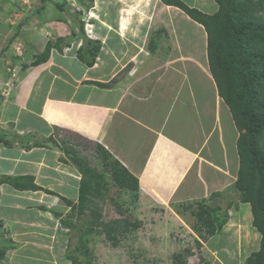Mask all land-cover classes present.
Instances as JSON below:
<instances>
[{
    "label": "crops",
    "instance_id": "crops-1",
    "mask_svg": "<svg viewBox=\"0 0 264 264\" xmlns=\"http://www.w3.org/2000/svg\"><path fill=\"white\" fill-rule=\"evenodd\" d=\"M182 1L203 12L217 9L215 0ZM61 3H65L64 11L57 7ZM150 11L154 16H164L162 22L168 25L158 29L161 35L156 39L158 50L168 51L165 59H153L159 51L150 52V56L149 48L144 49L143 34L149 31L145 20L149 21ZM181 12L184 19L202 30V47L182 49L175 21ZM80 21L84 23V35L101 43L91 66L77 55L84 42ZM201 28L180 8L162 0H93L88 8L76 0H0V41L7 36V44L1 45L0 50L11 51L12 43H17L25 51L23 54L30 55L29 64L48 40L60 37L68 42L52 47L45 62L27 66L12 88L2 122L12 127L7 130V137L34 136L30 142L39 140L41 146L26 149L19 140L12 139L0 153V177L32 175L39 186L75 202L82 175L61 150V142L68 139L76 149L80 148V153L84 144L92 145L94 150L97 144L103 146L137 177L138 198L178 197L181 202H189L210 197L216 191L222 193L225 185L236 179L238 133L205 63L206 33ZM189 64L200 72L190 73ZM2 77L0 81L5 79ZM63 133H70L75 139ZM48 137L53 138L47 141ZM126 143L132 145L129 147L134 156L125 152L129 148L122 149ZM196 187L201 189L198 194ZM4 191L11 193L14 189L0 181V195ZM44 194V201L55 202L52 195ZM41 207L46 209L47 205ZM13 209L10 206L11 213H15ZM227 212L228 220L220 232L205 240L203 254L197 249L195 256L200 254L203 263L207 257L209 264H241L259 248L261 235L251 223L250 204L239 201ZM236 227L235 233L232 230ZM209 245L213 247L208 248ZM42 246L47 245L38 243L30 248ZM58 248L61 246L54 245L55 250ZM51 258L54 264L59 260L56 256ZM64 259L65 255L60 261L66 263L68 260ZM35 260L25 255L24 263L39 264Z\"/></svg>",
    "mask_w": 264,
    "mask_h": 264
},
{
    "label": "trees",
    "instance_id": "trees-1",
    "mask_svg": "<svg viewBox=\"0 0 264 264\" xmlns=\"http://www.w3.org/2000/svg\"><path fill=\"white\" fill-rule=\"evenodd\" d=\"M45 1L42 0V2ZM162 1L180 8L191 19L201 24L206 33V56L209 71L217 93L228 107L238 133L235 146L238 169L233 185L238 191L239 201L250 204L251 223L261 235L259 248L252 251L241 264H264V0H215L217 9L211 14L190 7L182 0ZM76 2L84 8H88L93 0H76ZM64 5L65 3L57 4V7L64 11ZM83 28L84 23L80 21L79 32L83 34L84 42L79 47L77 55L85 61L86 65L91 66L98 55L101 43L99 40L87 38ZM61 42L65 43L60 37L55 41L48 40L43 50L34 55L30 64L38 65L45 62L51 48L59 46ZM65 44L68 45V42ZM149 50L151 52L156 50L153 40L149 43ZM27 66L26 64L22 65L23 68H27ZM0 133V141L10 145L12 142L4 137L6 133ZM11 136H13L12 139L19 140L23 148L41 146L39 140L30 142L31 138L28 136ZM52 138L48 137L46 140H52ZM74 146V143L68 139L63 140L60 145L64 155L74 162L82 175L76 201L61 198L70 211L67 215L68 218H62L60 222L67 227L76 228L79 235L78 244L67 249L65 257L72 264H81L83 260L78 259L74 253L85 254L87 252L85 240L94 230L92 225H101L100 210L91 208L95 200L97 198L105 200L107 198L105 194L111 187H114L118 190V196L126 195V199L129 198L127 202L123 201L124 208L118 205L119 215H123L129 202L133 203L137 199L139 186L137 177L103 146L97 144L95 151L99 164L110 175L109 181L104 178L103 172L91 166L88 159L81 155ZM34 180L32 175H1L0 177L1 182L8 183L16 190H43L46 193H53L37 185ZM218 193L216 191L210 197L182 204V209L189 210L196 218L193 228L200 239L206 240L208 234L213 235L220 232L228 220L227 209H222L219 205L208 204L211 198L219 195ZM85 209L90 210V227L83 228L81 225L78 227V224L71 223L73 215L76 213L78 217L84 213ZM129 226L135 229L138 222L131 223L125 216L123 219H115L112 223L105 225L103 232L107 239L116 241L118 235L122 236L130 230ZM0 227H2L1 220ZM195 243L196 246H201L198 239L195 240ZM11 245L12 243L3 244L0 247V257ZM193 254L190 247H184L178 254H173L172 263L187 264L186 259ZM85 264L90 263L85 261Z\"/></svg>",
    "mask_w": 264,
    "mask_h": 264
},
{
    "label": "rangeland",
    "instance_id": "rangeland-1",
    "mask_svg": "<svg viewBox=\"0 0 264 264\" xmlns=\"http://www.w3.org/2000/svg\"><path fill=\"white\" fill-rule=\"evenodd\" d=\"M151 12L153 13V11H150L147 15V18L149 21L153 20V22L145 20V23L148 24L149 31L146 34H143L144 38L146 37V41L144 42L146 46H144V49L148 50L149 43L151 40H153V42L156 44V51H159L158 48L160 45L156 39L159 38L158 35L161 34H159L160 30L158 29L168 25H164L162 22V18H165L164 16H161L160 18V14L155 13L154 16V14ZM106 13L107 12H105V16ZM171 13L173 14L172 11ZM184 15L185 14L181 12V18L178 17L175 19L177 23L176 30L178 29L177 34L180 36L179 41L181 43L182 49L189 50L195 45H201L202 47V30L198 29L194 24H192L194 23L193 21L184 19ZM165 21L168 22V18H166ZM4 39L6 40L7 36H5ZM4 39L0 41V47L1 45L7 44V40L5 41ZM22 51H24L23 48H21L20 45H17V43H12L11 51L0 50V77L4 76L5 78L3 81H0V132L6 133L7 130L12 129L8 122L6 124L2 123L5 119L3 114L6 115L7 113V107L5 104L10 101L9 96L12 88L18 83L23 72L27 70L26 68L22 67V65H24L22 62L26 63L28 60H30V55L28 56L23 54ZM147 52H149V55L152 56L151 53L153 52L150 50ZM166 52L168 51H159V53H155L152 58L155 59L157 56L160 59H165L167 57L165 55ZM19 54L22 58L19 57L20 59H14V57H17ZM198 57L202 58V55L200 56L198 54ZM30 62L29 64L27 62L26 65L35 66L30 64ZM205 63L207 64V62ZM14 68L16 69V72L13 71ZM188 68L190 69V73L193 70L195 72H200L199 69H194L191 64L188 65ZM199 121H196L197 126H200ZM63 134H65L67 137H70L71 139H75L70 133ZM7 135L8 134L6 133L4 137L12 142L13 136L7 137ZM28 137L34 139V136ZM137 139L138 137L136 140ZM130 142L131 141H129V143ZM84 145L85 149L83 152H81V155L88 159L91 166H94L97 170L102 171L104 178L109 181L110 175L107 173L108 171H104L101 164H99L100 162L94 147L88 144ZM8 146L9 144L7 145L3 141H0V153L4 152L5 148ZM129 146L132 145H128V143H126V145H122L121 147L122 149H125V147L129 148V151L128 149H125V152L132 157L134 154ZM77 149L80 150V148ZM6 165L8 166V164ZM221 176L219 179H222ZM225 182L226 181H224L223 184H225ZM186 183L187 181L183 182L181 188H184ZM109 184L111 183L109 182ZM225 186L226 188L223 189L222 193H218L220 196L226 194L225 197L216 198L215 196L212 199L214 202L211 200L208 201L209 205L213 206L219 205V203H221L220 205H222V209H226V205L227 209H229L231 206H236L238 204L239 194L233 183H229ZM200 190L201 189L199 187H196L195 189L197 194L200 192ZM117 191L118 190H116L114 187H111L110 190L105 194V196L107 195L105 200L97 198L94 204L91 206V208L94 210H100L101 225L95 226L91 224L94 230L91 231L85 240L87 252H85V254H80L78 252L74 253V255L78 256V259L83 260L81 264H85V261H89L90 264H173V254H178L179 251H181V249L184 247H190L195 253L199 250L200 254H203L207 245L205 240L200 239L197 232L194 231L193 224L195 223L196 218L189 210L182 209V204L186 203L187 201L181 202L178 197H174L172 199L169 198V200L166 197L162 198V196H160V198L163 200H155L151 197L149 198L146 195H141L139 198L137 197L133 203L131 202L132 204L129 202L125 213L123 215H119L118 205L124 208L125 205H122L123 201L127 202L129 198L126 199V195L118 196ZM44 192L41 193L40 190H28L27 192H25V190H23V192L14 190L11 193H5L4 191L0 195V205L2 210L0 214V220L3 221L2 225L4 229L0 234V247L3 244L12 243V245L9 246L10 248L5 252V255L0 257V264H25V255L28 257V259L35 260L37 258L36 256L39 254L42 255L38 257L37 260H35L39 264H54L53 262H50L51 259H53L51 256L58 257L59 260H55V264H68V262L71 264L69 259H64L65 261L68 260L66 263L60 261V258L63 255L66 256L67 249H71L74 247V245L78 244L77 240L79 235L76 228L67 227L60 222L62 218H68L67 215L70 211V208L64 205L63 201L61 200L62 195L59 193H47L53 196L51 198H53L55 202H53V200L50 202L44 201ZM43 204L47 205L48 208L46 207V209H42L41 205ZM10 206L14 208L13 211H15V213H11L9 210ZM8 210L11 214L7 213ZM89 212V209H85L84 213L80 214L78 217L75 213L71 218V223L78 224V227L80 225L83 228L90 227L91 215ZM56 216L60 219H58ZM125 216L131 223L137 221L138 226L135 229L132 227L130 228L129 226L130 230L125 232L122 236L118 235L116 241L107 239L105 233L103 232L104 226L112 223V221L115 219H123ZM237 228L238 227H236V230L232 231L236 233L238 230ZM202 234L205 233L202 232ZM210 236L212 235L208 234L207 238ZM197 237H199V240L203 241V244L201 243L200 247L196 246L195 243V240L198 239ZM40 238H43V240H35ZM38 243L47 246H42L40 249L36 248L35 250H31V245H37ZM54 245L61 246V249L58 248L59 250H55ZM211 247L213 246L209 245L208 248ZM49 251H51V253H48ZM31 252L32 254H30ZM46 254H48L47 258ZM200 254H197V256L194 254L193 256L188 257L189 264H209L210 259L205 256L206 260H204L203 263L202 260H200ZM19 255L22 257V259H19ZM207 260L208 262L206 263ZM211 260L214 261L215 258L212 257Z\"/></svg>",
    "mask_w": 264,
    "mask_h": 264
},
{
    "label": "clouds",
    "instance_id": "clouds-1",
    "mask_svg": "<svg viewBox=\"0 0 264 264\" xmlns=\"http://www.w3.org/2000/svg\"><path fill=\"white\" fill-rule=\"evenodd\" d=\"M84 31H85V30H84ZM80 154H81V153H80ZM237 169H238V168H237ZM236 173H237V172H236ZM34 181H35V180H34ZM234 181H235V180H234ZM3 183H4V182H3ZM6 184H8V183H6ZM8 185H9V184H8ZM12 188H13V187H12ZM13 189H14V188H13ZM14 190H16V189H14ZM17 191H20V190H17ZM22 191H23V190H22ZM65 205H66V204H65ZM227 214H228V212H227ZM57 218L60 219L59 217H57ZM55 220H56V218H55ZM0 228H1V229H0V231H1V230H2V227H0ZM8 249H9V248H8ZM8 249H7V250H8ZM7 250H6V251H7ZM192 251H193V249H192ZM193 253L196 254L194 251H193ZM194 254H193V255H194ZM4 255H5V254H4ZM4 255H3V256H4ZM193 255H191V256H193ZM3 256H2V257H3ZM188 257H190V256H188ZM66 259H68V258H66ZM186 260H187V264H189L188 258H187ZM69 261H70V260H69ZM199 262H200V261H199ZM70 263H71V261H70ZM68 264H69V262H68ZM71 264H72V263H71Z\"/></svg>",
    "mask_w": 264,
    "mask_h": 264
}]
</instances>
